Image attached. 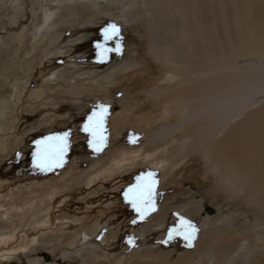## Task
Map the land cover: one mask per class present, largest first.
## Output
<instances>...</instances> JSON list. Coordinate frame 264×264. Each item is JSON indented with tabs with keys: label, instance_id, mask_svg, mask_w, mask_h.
Listing matches in <instances>:
<instances>
[{
	"label": "rangeland",
	"instance_id": "rangeland-1",
	"mask_svg": "<svg viewBox=\"0 0 264 264\" xmlns=\"http://www.w3.org/2000/svg\"><path fill=\"white\" fill-rule=\"evenodd\" d=\"M132 1L0 0V221L5 227L0 233L8 239L0 242V253L15 252L0 264H100L91 253L94 245L107 255L130 257L131 263L167 264V252L176 250L198 258L197 264H210L211 253L236 257L235 236L218 235L202 246L206 231L218 225L224 234L230 220L239 237L245 229L261 228L254 224L253 207H240L214 189L216 180L203 159L189 157L160 178L158 154L144 157L149 129L167 118L164 104L144 92L158 86L156 76L167 72L164 53L155 48L165 16L148 0ZM50 13L52 19L45 21ZM113 24L119 38L105 40L104 29ZM99 105L107 106L102 148L90 144L93 137L83 131ZM120 111L131 120L125 123ZM65 132L60 166L37 167V142ZM97 147L107 156L100 167L98 158L90 163L81 157ZM147 173L156 182L155 211L139 219L125 193ZM81 181L97 183L92 191L75 194ZM193 200L200 206L189 204ZM218 213L223 217L213 223ZM181 217L196 229L191 246L183 235L168 238ZM163 220L167 224L159 226ZM99 224L118 228L117 238L103 243L99 232L85 240V229ZM133 251L139 253L133 256Z\"/></svg>",
	"mask_w": 264,
	"mask_h": 264
},
{
	"label": "bare ground",
	"instance_id": "bare-ground-1",
	"mask_svg": "<svg viewBox=\"0 0 264 264\" xmlns=\"http://www.w3.org/2000/svg\"><path fill=\"white\" fill-rule=\"evenodd\" d=\"M148 1L150 7L164 11L165 27L155 48L164 53L167 72L156 76L158 86L144 88V92L164 104L167 118L159 128L149 129L143 155L150 160L154 152L158 154L157 163L162 167L158 172L160 178L180 162L190 160L189 157L203 159L204 167L216 180L214 189L233 197L240 207H253L254 224L258 223L263 229V233L261 228L252 232H245V229L244 235L239 237L231 220L224 234H220L222 226L210 229L208 225L210 230L206 231L202 246H208L211 238L218 235L235 236L233 243L236 245L233 249L236 257L208 253V262L264 264V0ZM52 14L46 15L45 21L52 19ZM122 104L125 106V102ZM121 115L125 123L131 120L129 113ZM116 120L117 117L112 118ZM103 154L101 151L91 155L81 153V157L90 163L98 158L97 167H100L107 158L106 153ZM196 158L193 159L196 161ZM117 164L122 167V163ZM96 183L81 181L75 185L74 192L92 191ZM84 199L87 200V196ZM189 204L200 206L201 202L193 200ZM167 212L164 210L157 216ZM228 214L231 216L232 212ZM222 217L218 213L212 218L213 223ZM166 224V220L158 223L159 226ZM3 226L0 221V229L5 228ZM100 226L85 229L84 239L94 238L99 232L103 243L117 238L118 228ZM0 237V242L7 239L4 232ZM92 248L95 259L101 258L100 264L148 262L140 259L131 263L129 256L107 255L100 252L98 246ZM13 253H0V259ZM137 253L133 251L132 254ZM192 256L177 255L176 250H169L166 260L167 264H197L199 259ZM156 259L157 262L164 260Z\"/></svg>",
	"mask_w": 264,
	"mask_h": 264
},
{
	"label": "snow or ice",
	"instance_id": "snow-or-ice-1",
	"mask_svg": "<svg viewBox=\"0 0 264 264\" xmlns=\"http://www.w3.org/2000/svg\"><path fill=\"white\" fill-rule=\"evenodd\" d=\"M104 34L105 40H118L119 29L113 24L104 29ZM98 47L100 46L98 45ZM97 108L98 110L93 111L88 117L87 123L83 126V131L88 132L93 137L89 141L90 144L95 142L97 145H102L104 143L103 125L107 113V106L99 105ZM68 135L69 133L65 132L61 135L47 137L42 141H38L37 151L34 153L36 166L41 168L60 166L61 158L67 148ZM99 150V147H97V151ZM153 176V173H147L146 175L137 177V184L129 187L125 193L126 199H128L133 209L139 214V219H144L151 211H155L152 197L156 182ZM133 223H136V221L134 220ZM195 231L196 229L192 222L181 217L179 224L169 231L168 238L172 239L173 234L183 235L189 241V246H191L190 242L194 238Z\"/></svg>",
	"mask_w": 264,
	"mask_h": 264
},
{
	"label": "water",
	"instance_id": "water-1",
	"mask_svg": "<svg viewBox=\"0 0 264 264\" xmlns=\"http://www.w3.org/2000/svg\"><path fill=\"white\" fill-rule=\"evenodd\" d=\"M207 210H208V212H212V209H210V207H208L207 208ZM43 256H44V258H46L47 260H49L50 259V256H49V254L48 253H46V252H44L43 254H42Z\"/></svg>",
	"mask_w": 264,
	"mask_h": 264
}]
</instances>
